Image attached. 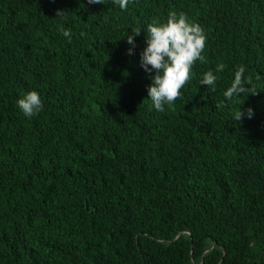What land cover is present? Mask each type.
Masks as SVG:
<instances>
[{
	"label": "trees",
	"instance_id": "1",
	"mask_svg": "<svg viewBox=\"0 0 264 264\" xmlns=\"http://www.w3.org/2000/svg\"><path fill=\"white\" fill-rule=\"evenodd\" d=\"M169 10L205 61L157 111L140 52ZM0 264H264V0H0Z\"/></svg>",
	"mask_w": 264,
	"mask_h": 264
},
{
	"label": "clouds",
	"instance_id": "2",
	"mask_svg": "<svg viewBox=\"0 0 264 264\" xmlns=\"http://www.w3.org/2000/svg\"><path fill=\"white\" fill-rule=\"evenodd\" d=\"M90 3L103 2V0H89ZM64 12L57 11L56 16ZM145 47L140 52V66L150 74V84L147 86V97L157 111H163L165 106L171 104L180 95V90L190 79V70L196 61H205L202 52L205 48V34L201 25L182 11L169 10L163 19H153L145 26ZM61 35L72 38L67 28H61ZM126 42L130 47L126 50L131 55L135 48L134 37L139 31H130ZM223 70L222 64L216 65V71ZM215 75L212 71L203 73L199 84L214 86ZM214 90V87H213ZM243 93V89L234 83L224 95L233 99ZM15 106L26 118H32L43 109L40 94L35 89L20 92L15 99ZM253 110L248 109L251 117ZM242 112L235 117L240 120Z\"/></svg>",
	"mask_w": 264,
	"mask_h": 264
}]
</instances>
